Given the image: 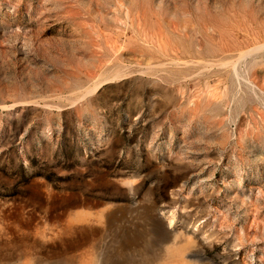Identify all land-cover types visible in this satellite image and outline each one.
Here are the masks:
<instances>
[{
  "label": "rangeland",
  "instance_id": "obj_1",
  "mask_svg": "<svg viewBox=\"0 0 264 264\" xmlns=\"http://www.w3.org/2000/svg\"><path fill=\"white\" fill-rule=\"evenodd\" d=\"M0 264H264V0H0Z\"/></svg>",
  "mask_w": 264,
  "mask_h": 264
},
{
  "label": "bare ground",
  "instance_id": "obj_2",
  "mask_svg": "<svg viewBox=\"0 0 264 264\" xmlns=\"http://www.w3.org/2000/svg\"><path fill=\"white\" fill-rule=\"evenodd\" d=\"M113 75V74H112ZM94 90V89H93ZM97 90V89H96ZM92 92V91H91ZM189 263V262H188Z\"/></svg>",
  "mask_w": 264,
  "mask_h": 264
}]
</instances>
